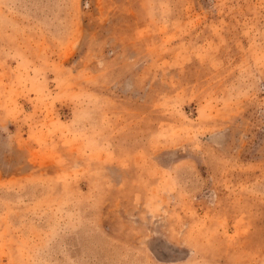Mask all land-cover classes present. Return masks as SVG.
<instances>
[{
    "label": "rangeland",
    "instance_id": "rangeland-1",
    "mask_svg": "<svg viewBox=\"0 0 264 264\" xmlns=\"http://www.w3.org/2000/svg\"><path fill=\"white\" fill-rule=\"evenodd\" d=\"M0 264H264V0H0Z\"/></svg>",
    "mask_w": 264,
    "mask_h": 264
}]
</instances>
